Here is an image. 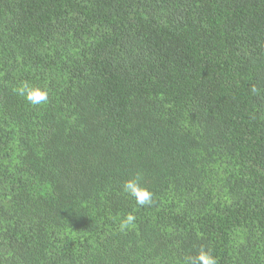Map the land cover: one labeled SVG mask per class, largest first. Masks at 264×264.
I'll return each instance as SVG.
<instances>
[{"label": "trees", "instance_id": "obj_1", "mask_svg": "<svg viewBox=\"0 0 264 264\" xmlns=\"http://www.w3.org/2000/svg\"><path fill=\"white\" fill-rule=\"evenodd\" d=\"M201 249L264 264V0H0V264Z\"/></svg>", "mask_w": 264, "mask_h": 264}, {"label": "clouds", "instance_id": "obj_2", "mask_svg": "<svg viewBox=\"0 0 264 264\" xmlns=\"http://www.w3.org/2000/svg\"><path fill=\"white\" fill-rule=\"evenodd\" d=\"M21 95L33 106L42 105L48 100V93L40 88L29 87L25 85L21 89ZM123 190L132 197H135L138 205L144 206L151 203L152 193L141 186L140 177L137 175L131 179H128L123 184ZM134 216L128 214L124 220L120 223V229L124 230L132 225ZM187 264H216L213 256L201 249L199 253L188 258Z\"/></svg>", "mask_w": 264, "mask_h": 264}]
</instances>
